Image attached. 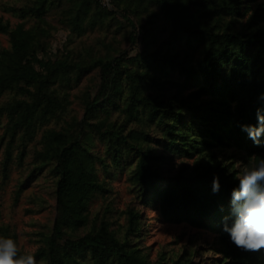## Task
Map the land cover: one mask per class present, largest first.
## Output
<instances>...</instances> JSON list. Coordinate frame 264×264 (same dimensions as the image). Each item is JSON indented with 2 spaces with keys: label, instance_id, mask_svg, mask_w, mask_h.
<instances>
[{
  "label": "trees",
  "instance_id": "16d2710c",
  "mask_svg": "<svg viewBox=\"0 0 264 264\" xmlns=\"http://www.w3.org/2000/svg\"><path fill=\"white\" fill-rule=\"evenodd\" d=\"M11 10L22 22L12 27L0 17L10 43L9 49L0 43V100L13 95L0 105V122L7 119L5 175L13 146L20 147L22 166L37 131L68 111L69 90L90 74L96 79L93 90L77 95L83 118L44 131L17 191L19 197L44 174L52 182L55 218L33 253L37 260L196 264L201 249L192 240L151 260L143 246L147 219L134 205L113 227L114 200L105 194L118 171L134 202L157 208L165 223L212 233L210 251L221 256L212 264H264V251L238 249L222 232L239 170L255 163L253 154L264 157V142L255 145L240 127L256 123L262 106L264 0H22ZM51 13L79 37L97 29L107 35L84 45L85 54L64 47L50 56ZM97 44L103 53L95 52ZM95 140L106 157L95 151ZM99 196L102 208L90 211ZM0 234L18 242L8 227Z\"/></svg>",
  "mask_w": 264,
  "mask_h": 264
},
{
  "label": "rangeland",
  "instance_id": "374dc122",
  "mask_svg": "<svg viewBox=\"0 0 264 264\" xmlns=\"http://www.w3.org/2000/svg\"><path fill=\"white\" fill-rule=\"evenodd\" d=\"M24 1V0H23ZM104 4H108L109 0H102ZM22 0H1L0 1V17L4 21H9L12 27L22 21L14 15L11 10L14 7H19ZM48 21L51 24V36L49 38L50 50L49 55L55 56L62 54L64 47L70 50H79L81 54H85L84 45H91L99 37H105L107 34L104 30L97 29L95 31H87L82 37L77 34L65 30L59 21V17L55 13L48 15ZM28 27V24H27ZM0 43L4 48L9 49L10 43L8 36L0 33ZM104 52V47L97 44L95 52ZM96 79L93 74L86 76L78 88L70 89V105L68 111L58 122H53L51 125L38 130L32 142L28 143L26 155L23 165L18 162V152L20 147L14 145L12 149V161L8 166L6 175L3 171V161L5 158V148L7 142L1 143V138L4 135L6 118L0 122V228L1 226L8 227L10 232L17 235L18 245L25 252L34 253L41 247L45 240V235L52 226L55 218V201L50 195L52 193V182L47 175L40 176L34 184L23 190L21 195L17 197V191L21 181L25 179L28 171L32 169L34 163V154L37 150L42 149L41 138L46 129H60L65 126V122H71L73 119L83 118V108L79 95L84 90H93ZM13 99V95L8 93L0 100V105ZM94 149L102 156L103 145L95 140ZM110 162L109 158H106ZM188 164L190 162H187ZM181 163H178L180 165ZM101 172V170H100ZM116 174L110 185V192L105 194L109 199H113L112 203V219L114 228H119L124 224V211L134 205L137 209H142L146 220V230L144 233L143 246L150 255L151 260H156L159 253L163 250L179 251L183 246L192 240V247L201 249L200 255L196 258L195 263L212 264L221 256H217L211 252L214 244L215 236L203 230H197L187 224H168L163 221L159 211L155 207L144 208L133 200V195L129 192V186L126 180V174L114 171ZM103 177V176H102ZM112 178V177H110ZM104 199L102 196L95 198L90 204V211L100 210L103 206ZM44 205L47 208L38 212L40 206ZM0 237L1 234H0ZM202 247V248H201Z\"/></svg>",
  "mask_w": 264,
  "mask_h": 264
},
{
  "label": "clouds",
  "instance_id": "9594fccd",
  "mask_svg": "<svg viewBox=\"0 0 264 264\" xmlns=\"http://www.w3.org/2000/svg\"><path fill=\"white\" fill-rule=\"evenodd\" d=\"M257 101L262 106L255 110L256 123L240 127L255 145L260 146L264 142V93ZM250 160L255 163L244 166L237 174L236 186L230 195V215L223 219L222 232L236 248L261 252L264 251V157L253 154ZM220 188V179L214 176L212 192L218 193ZM0 264H48V261L45 258L37 260L35 254L22 252L13 238L0 237Z\"/></svg>",
  "mask_w": 264,
  "mask_h": 264
}]
</instances>
